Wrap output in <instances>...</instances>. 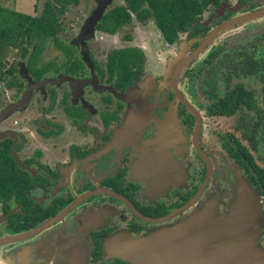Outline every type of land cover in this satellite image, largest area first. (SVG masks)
<instances>
[{
	"label": "flooded vegetation",
	"instance_id": "1",
	"mask_svg": "<svg viewBox=\"0 0 264 264\" xmlns=\"http://www.w3.org/2000/svg\"><path fill=\"white\" fill-rule=\"evenodd\" d=\"M74 2L77 0L64 6L55 4L64 9ZM122 4L106 9L93 24L85 21L88 30H81V25L76 29L77 37L65 41L58 36L53 13L52 33L35 48L26 44L19 48L21 56H28L23 73L6 67L4 62L0 64V83L6 82L11 92L5 103L9 107L5 110L8 105H0V241H9L0 243V264H50L60 258L75 264H131L112 250L113 243L172 226L193 212L200 223H208L211 213L198 211L205 203H210V212L226 211L227 193L237 173L251 181L264 219V111L259 117L247 111L245 121L253 126L251 137L217 134L216 146L199 138L203 116H225L205 113L207 94L199 80L202 67L210 50L226 48L235 41H210L188 61L194 62L208 48L204 64L194 75L198 84L195 94L201 97L195 107L178 87L180 74L174 81L176 95L169 78L146 74L149 64L144 54L141 61L126 63L123 69L118 60H111L119 56L113 54L116 49L142 51L132 35L114 41L118 29L134 14L113 33L100 27L102 15ZM247 5L238 14L225 10V6L220 21L194 25L206 7L223 6L222 0L216 6L207 4L187 26H193L189 37L199 36L184 55L218 24L264 8V4ZM179 30L172 42L162 38L167 46L175 44ZM95 35L98 44L90 42ZM239 37L236 41L244 43L247 55L256 51L264 56V29L254 38H245V33ZM46 39L62 54L61 62L36 61L38 56L42 59ZM81 41L84 46H79ZM11 74L4 81V76ZM243 85L254 91L256 80L247 75ZM180 98L195 110L197 125L194 114ZM235 113L239 117L240 113ZM168 122L170 128L166 127ZM228 133L260 168L262 180L255 178L252 182V170L243 167L245 158L238 160L234 155L240 149L233 146ZM169 163L172 166L166 175L165 164ZM71 232L83 245L77 262L63 253L69 247L57 241L60 233L69 237ZM208 234L211 236V232ZM259 242L264 248V227ZM34 252L38 254L35 260Z\"/></svg>",
	"mask_w": 264,
	"mask_h": 264
},
{
	"label": "trees",
	"instance_id": "2",
	"mask_svg": "<svg viewBox=\"0 0 264 264\" xmlns=\"http://www.w3.org/2000/svg\"><path fill=\"white\" fill-rule=\"evenodd\" d=\"M51 1L64 6L74 0ZM218 2L219 0H123L122 5L114 6L102 15L100 27L113 33L122 23L131 19V13L139 18L151 15L162 38L166 42H172L177 31L189 26L207 4L216 6ZM53 13L52 4L48 1L43 4L38 16L0 6V64L1 54L8 47L20 48L26 44L35 48L40 45L42 39L52 33L55 21ZM116 53L119 56H113L111 60H118L122 69L126 63L141 61L143 58V52L137 48L116 49L113 54ZM261 54L263 53L255 51L247 55L244 43L235 41L226 48L210 50L200 73V87L207 94L205 113L229 116L239 112L240 122L235 128L239 129L243 138L252 136L250 129L253 126L245 121L247 111L254 112L258 117L264 111V56ZM247 75H252L256 80L254 91L243 85ZM228 134L233 146L240 149V153L235 150L234 155L238 160L245 158L243 167L251 168L252 182H256L255 178L262 180L260 168L254 164L238 140ZM247 180L251 185V181Z\"/></svg>",
	"mask_w": 264,
	"mask_h": 264
},
{
	"label": "rangeland",
	"instance_id": "3",
	"mask_svg": "<svg viewBox=\"0 0 264 264\" xmlns=\"http://www.w3.org/2000/svg\"><path fill=\"white\" fill-rule=\"evenodd\" d=\"M50 2L53 7V12L56 14L57 24H58V36L62 40H68L72 36H76V29L79 26H83L85 28V21L91 20V24L97 19L94 11H96L97 7L103 6L102 12L106 9L110 8L115 4H122V0H77V2L72 3L71 5L66 6L64 9H60L56 7V4L51 0H0V6L26 13L32 16H37L45 2ZM247 3H252V5H263L264 0H222V7H206L200 16L196 19L194 25H199L202 27L203 25H213L214 23L223 19L222 16L223 8L225 6L226 9L233 10L232 13H240L242 10L248 7ZM55 9V11H54ZM101 12V13H102ZM144 19V20H143ZM193 29V26L183 28L179 30L177 40L175 44L167 46L158 29L154 24V19L151 15H142L140 18L138 16H133L129 23L124 24L118 31L116 32V38L124 37L123 35H132V37L139 42L142 46V52L144 54V59L147 60L149 64V69L146 72L148 76L153 77L158 75L162 77V79H166L169 76L170 68L173 64V59L177 55H184L187 53L189 49V44H191L195 39L198 38L199 35L190 36V31ZM264 29V16L257 17L243 23L241 25H237L231 27L223 32L217 34L212 40V44H218L227 40V43L232 42V40L236 41L240 39L239 37L241 34L245 33V38L250 37L254 38L256 35ZM231 35V36H230ZM77 37V36H76ZM95 35L91 38V43L94 40V44H98V39ZM144 37V38H143ZM230 37V38H228ZM244 38V39H245ZM113 39V38H112ZM124 39V38H123ZM83 40V39H82ZM125 40V39H124ZM79 42V46L83 45ZM116 42V41H115ZM113 42V44H116ZM76 44V43H75ZM226 44V43H225ZM43 53L42 59L38 56L36 61H48V60H56L58 63L63 60V56L58 49L54 46L50 39H46L42 46ZM165 49V51H164ZM208 49V48H207ZM206 50L202 51L199 54L198 58L195 59L192 63H187L186 66L180 71V79L178 81V87L184 94V96L195 106L197 107V100L201 99L200 95L199 98L195 94L197 91V81L196 77H194L195 73L197 72L198 68L204 64V54L206 55ZM24 56V55H23ZM20 55L19 48H6L3 53L1 54V60L5 63L6 67H12L17 71V73H23L24 69V62L28 59V56L23 57ZM84 56V52H83ZM203 58V59H202ZM41 59V60H39ZM154 68V70L152 69ZM11 75H5L4 81H8ZM15 75V74H14ZM157 77H160L158 76ZM6 82L0 83V105L6 107L5 105H9L7 100L10 98V87L5 85ZM199 90V89H198ZM15 96V94H13ZM203 114V111H201ZM238 114H232L231 116H213V117H206L203 116L202 124H201V131H200V139H203L206 144L209 146H216L218 139L217 134H223L225 132H231L233 135L239 138V129L235 128L237 124ZM236 121V122H235ZM202 137V138H201ZM242 141V139H241ZM253 154V153H252ZM262 165V162H258ZM260 200V199H259ZM261 209V203H260ZM262 211V210H261ZM263 213V212H262ZM264 227V219L262 217V224L260 233L258 232L257 241L259 242V238L262 234V229ZM73 236V244L71 249H69L65 254H67L68 258L76 257L79 259L77 254H81L83 250V245L79 244L76 240L77 236L70 233ZM262 247V246H261ZM38 258V254L34 252L33 260ZM57 259V258H56ZM80 260V259H79ZM48 264V263H46ZM50 264H75L72 261L66 262L60 258V261L55 260L54 263Z\"/></svg>",
	"mask_w": 264,
	"mask_h": 264
},
{
	"label": "water",
	"instance_id": "4",
	"mask_svg": "<svg viewBox=\"0 0 264 264\" xmlns=\"http://www.w3.org/2000/svg\"><path fill=\"white\" fill-rule=\"evenodd\" d=\"M103 6H98L96 11H94L97 19L102 12ZM263 15L264 8H261L228 19L209 30L201 43L188 55H177L173 59L168 76L174 94L178 95L174 82L177 74L187 65L189 60L201 52L202 48L218 32L233 24ZM85 28L88 30L87 25H85ZM27 97L28 94L26 95ZM180 99L194 114L197 125L198 117L195 110L183 98ZM8 107L9 105L5 110ZM169 120L171 121L168 117L167 121ZM167 125L166 127H171L170 122ZM164 127L165 124L161 126V130ZM170 166L172 164H165L166 175L169 173L167 168L169 169ZM227 198V210L222 214H218L215 211L210 212V203L202 205L198 212L203 214L211 213L208 223L205 221L200 223L197 220L198 215L193 212L187 215L184 220L172 226H165L153 230L145 236L121 242L115 246L116 251L119 256L131 264H264V248L257 241L263 217L257 192L246 178L237 173L234 174V182L230 186ZM37 229L30 231L28 234L33 233ZM210 232L211 236L208 234ZM200 238L202 241L199 240ZM54 241H56V238H54ZM57 241H60L69 249H71L73 244V238L71 236L67 237L63 233H60ZM5 242L9 241H0V243ZM162 247H173L176 250L165 255L164 258L154 259L150 263L146 262L149 254L158 252ZM63 253L65 254L64 251ZM77 255L80 259L81 254ZM76 259L73 257V261H80Z\"/></svg>",
	"mask_w": 264,
	"mask_h": 264
},
{
	"label": "bare ground",
	"instance_id": "5",
	"mask_svg": "<svg viewBox=\"0 0 264 264\" xmlns=\"http://www.w3.org/2000/svg\"><path fill=\"white\" fill-rule=\"evenodd\" d=\"M176 249H173V247H162L159 249L158 252H154L152 254H149L146 258V262L150 263L151 261H153L154 259H157V258H164L165 255L175 251ZM181 251H184V250H181Z\"/></svg>",
	"mask_w": 264,
	"mask_h": 264
},
{
	"label": "crops",
	"instance_id": "6",
	"mask_svg": "<svg viewBox=\"0 0 264 264\" xmlns=\"http://www.w3.org/2000/svg\"><path fill=\"white\" fill-rule=\"evenodd\" d=\"M118 245V243L117 242H115V243H113L112 244V250L115 252L116 251V248H115V246H117ZM117 252V251H116Z\"/></svg>",
	"mask_w": 264,
	"mask_h": 264
}]
</instances>
